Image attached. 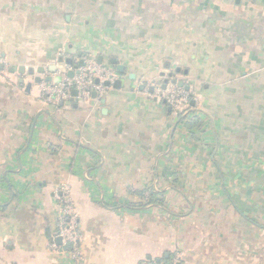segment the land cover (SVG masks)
<instances>
[{"label": "crops", "instance_id": "0c3cea01", "mask_svg": "<svg viewBox=\"0 0 264 264\" xmlns=\"http://www.w3.org/2000/svg\"><path fill=\"white\" fill-rule=\"evenodd\" d=\"M86 59L104 93L46 103ZM63 186L83 264H264V0H0V264H71Z\"/></svg>", "mask_w": 264, "mask_h": 264}, {"label": "built area", "instance_id": "2783aa9c", "mask_svg": "<svg viewBox=\"0 0 264 264\" xmlns=\"http://www.w3.org/2000/svg\"><path fill=\"white\" fill-rule=\"evenodd\" d=\"M73 72V77H68V73ZM60 78L59 83L53 81L43 82L40 85V92L46 103L58 104L69 101L72 91L77 93V98L81 102L90 100L93 93L102 95L108 88L105 82L112 83L115 79L114 72L97 66L93 60L86 59L82 66L72 69L66 66L64 70L57 73ZM98 81V83H96ZM154 93L151 97L165 101V103L174 109L178 115H185L189 111L190 103L193 102L191 94L177 85L168 81L163 85H154ZM60 205V213L57 219L55 238L60 239V245L51 246L52 249H64L69 255L71 264H83L80 252V230L77 219L75 205L71 200L70 189L63 186L60 194L57 196ZM54 238V239H55ZM149 264H181L180 254H176L169 262Z\"/></svg>", "mask_w": 264, "mask_h": 264}, {"label": "water", "instance_id": "95a60500", "mask_svg": "<svg viewBox=\"0 0 264 264\" xmlns=\"http://www.w3.org/2000/svg\"><path fill=\"white\" fill-rule=\"evenodd\" d=\"M50 70H51V72H55L56 69H55L54 67H52ZM43 72H44L43 69H39V72H38V73L42 74ZM72 75H73L72 72H69V73H68V77H72ZM45 80H46L47 82H50V81L52 80V78H51V77H47ZM53 81H54L55 83H59V82H60V78H59V77H56L55 79H53ZM39 82H40V79H36V83H39ZM96 83H98V81H96ZM118 83H119V82H118ZM167 83H168V81L166 80L162 88H164V87H165V84H167ZM171 83L177 85L179 88H183L185 91H189L187 87H184V86H183V83L178 82L176 79H172V82H171ZM109 84H110L109 82H105V83H104V85H105L106 87L109 86ZM150 90H152V89H150ZM73 95H76V92H75V91H73ZM95 95H96V93H93V94H92L93 97H94ZM56 242H57L58 244H60V239L57 238Z\"/></svg>", "mask_w": 264, "mask_h": 264}, {"label": "trees", "instance_id": "16d2710c", "mask_svg": "<svg viewBox=\"0 0 264 264\" xmlns=\"http://www.w3.org/2000/svg\"><path fill=\"white\" fill-rule=\"evenodd\" d=\"M149 196H151V195H149V193H148V194L146 195V199L149 200V198H150ZM169 260H170V259H169ZM169 260H167L166 263H167Z\"/></svg>", "mask_w": 264, "mask_h": 264}, {"label": "rangeland", "instance_id": "374dc122", "mask_svg": "<svg viewBox=\"0 0 264 264\" xmlns=\"http://www.w3.org/2000/svg\"><path fill=\"white\" fill-rule=\"evenodd\" d=\"M187 92H189V91H187ZM190 93V92H189Z\"/></svg>", "mask_w": 264, "mask_h": 264}]
</instances>
